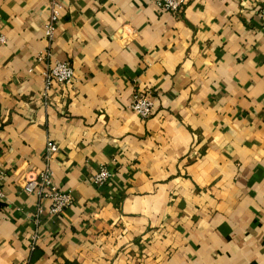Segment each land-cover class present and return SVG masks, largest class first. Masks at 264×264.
Masks as SVG:
<instances>
[{"label": "crops", "instance_id": "1", "mask_svg": "<svg viewBox=\"0 0 264 264\" xmlns=\"http://www.w3.org/2000/svg\"><path fill=\"white\" fill-rule=\"evenodd\" d=\"M53 1L0 0V264H264V0H55L50 38ZM47 141L57 216L22 189Z\"/></svg>", "mask_w": 264, "mask_h": 264}, {"label": "built area", "instance_id": "2", "mask_svg": "<svg viewBox=\"0 0 264 264\" xmlns=\"http://www.w3.org/2000/svg\"><path fill=\"white\" fill-rule=\"evenodd\" d=\"M153 3L161 10L178 14L182 11L185 5V0H152ZM258 17L260 23L264 26V2L258 7ZM61 16V7L57 1L51 4V13L48 22L45 25L46 34L51 38L55 23L58 22ZM46 87L51 83H60L65 86H72L75 82V72L73 67L67 61H56L49 64L45 70ZM130 109L142 118H148L153 114V101L150 98V90L144 92H134V100ZM59 151V146L54 141H47L44 160L46 165L44 168L29 170L24 177L22 189L26 194H34L40 201L42 199L49 200L48 212L53 216L61 214L72 201L71 193L63 191L54 182V172L49 163L56 153ZM111 177V172L106 166H102L99 172L94 176L93 182L96 185L105 184ZM3 196L0 188V197ZM42 208L39 207L40 213ZM37 235L33 236L36 240Z\"/></svg>", "mask_w": 264, "mask_h": 264}]
</instances>
